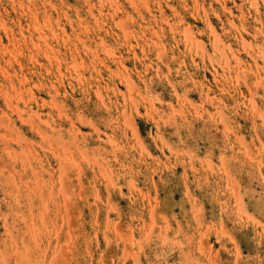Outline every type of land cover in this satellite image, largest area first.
Listing matches in <instances>:
<instances>
[{
	"label": "rangeland",
	"instance_id": "374dc122",
	"mask_svg": "<svg viewBox=\"0 0 264 264\" xmlns=\"http://www.w3.org/2000/svg\"><path fill=\"white\" fill-rule=\"evenodd\" d=\"M0 264H264V0H0Z\"/></svg>",
	"mask_w": 264,
	"mask_h": 264
}]
</instances>
